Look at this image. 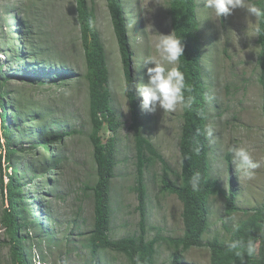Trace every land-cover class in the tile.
I'll return each mask as SVG.
<instances>
[{
  "label": "rangeland",
  "instance_id": "rangeland-1",
  "mask_svg": "<svg viewBox=\"0 0 264 264\" xmlns=\"http://www.w3.org/2000/svg\"><path fill=\"white\" fill-rule=\"evenodd\" d=\"M122 1L129 42L135 53L137 85L147 81L143 62L148 55L157 56L155 45L159 33L173 32L168 0ZM89 3L95 9L98 30L106 48L112 106L123 124L118 132V165L112 185L114 213L110 237L118 240L139 233L138 199L136 192L131 190L137 173L135 140L124 91V70L106 1L89 0ZM196 3L204 82L208 85L212 178L228 189L229 167L225 155L233 144L247 147L261 163L255 179L249 181L238 178L232 162L237 187L236 205L242 212L229 219L225 215L224 197H214L210 204V230L204 236V242H207L215 235L225 234L223 223L234 224L243 219V211L257 208L264 198L263 93L256 70L258 19L245 9H236L219 19L204 8L203 0H196ZM0 44V78L6 81L4 91L8 93L9 108L15 109L8 113L11 122L18 110L26 115L25 120L33 119L30 125H24L33 132L41 129L57 134L78 132L54 146V159L59 157L60 161L50 177L46 173L45 177L29 179L34 173L40 175L48 170L49 164L44 165L39 160H33L24 175V181L28 183L27 196L32 200L28 207L30 219L34 215L41 227L40 230L23 231L27 236L28 256L33 264H124V257L111 250L103 251L93 259L90 248L86 247L93 230L94 199L85 186L93 185L97 176L88 138L91 130L88 83L75 0H0ZM64 76L71 79L61 83L60 77L66 78ZM139 100L144 136L158 148L174 175L180 173L182 109L174 112L160 109L150 113L142 110L140 95ZM17 122L23 125L21 117ZM2 128L0 121V135ZM101 134L104 141L112 136L107 127ZM27 136V133L23 137L13 135L14 139H22L28 144L36 140H28ZM31 138H35L34 135ZM27 159L25 156L21 161L25 163ZM160 176V164L146 172L150 198L148 238L157 235L177 238L184 232L183 205L176 195L160 191ZM38 204L46 209L52 221L45 219ZM5 206L7 201L0 188V218ZM4 240L5 232L0 225V264H10V250ZM170 253L167 244L162 243L158 247L156 264H169ZM210 257L206 247L184 253L185 261L190 264H210Z\"/></svg>",
  "mask_w": 264,
  "mask_h": 264
},
{
  "label": "trees",
  "instance_id": "trees-1",
  "mask_svg": "<svg viewBox=\"0 0 264 264\" xmlns=\"http://www.w3.org/2000/svg\"><path fill=\"white\" fill-rule=\"evenodd\" d=\"M117 40L122 66L125 75V84L128 87L126 96L130 107L131 125L136 151V181L131 188L138 199L139 233L118 240L110 237L112 230L113 208V179L116 175L117 151L120 140L118 132L123 125L112 106L111 73L106 54V48L98 30L97 16L94 7L89 0H75L77 22L80 29V39L84 53L86 67L85 79L88 83L90 133L89 141L92 146V157L96 170V181L93 185L85 186L91 191L94 199V223L93 230L88 238V246L93 259L103 251H114L121 254L124 264H156L158 247L166 243L170 249L169 264H188L183 260L184 253L192 247H208L211 252L210 264H241V258L234 251H230L226 244L234 239H249L257 243L255 257H243V264H264V198L262 203L250 210H244L245 217L236 223H223L224 235H215L204 242V236L210 230V204L216 196L225 199V215L230 217L242 212L236 205L237 187L235 175L232 172V156L227 151L225 159L229 167V186L224 189L220 182L211 175V141L209 128V115L207 108L208 85L204 82L202 68V38L197 15L196 0H168V14L171 20L172 31L183 39L185 44L184 57L181 58L180 69L184 73L189 91L185 94L193 98L191 109H182V126L179 139L181 156V171L174 175L168 161L159 152L158 148L143 133L144 125L140 113V100L136 87L135 68L128 35L126 14L122 0H105ZM258 7L264 8V0H251ZM91 21V26L89 25ZM259 31L257 38L258 55L256 70L258 83L262 88L263 105L262 115L264 121V17L258 19ZM1 46V44H0ZM2 49L0 48V52ZM1 55V54H0ZM61 78V83L71 79L70 76ZM7 80V79H6ZM6 81L0 78V121L2 131L0 135V188L1 194L7 201L0 218V225L5 232L4 243L10 250V264H33L28 256L25 242L27 236L23 231L29 228L40 230L36 218L30 219L28 209L31 199L27 196V182L24 175L31 167V163L37 160L44 165L49 164L46 172L34 173L29 179L45 177L55 171L59 164V157L55 160V148L63 141L77 134L73 130L57 134L52 130H38L33 132L24 125L31 124L33 119H27L26 115L17 109L16 117L9 119L8 113L14 108H9L4 91ZM33 83V82H31ZM59 83V81H58ZM60 84V83H59ZM61 86V85H59ZM21 117L22 123L17 120ZM9 123L8 126L6 125ZM107 127L112 136L103 140L102 131ZM27 133L30 144L22 139H14L17 134L23 137ZM35 138H31L33 136ZM3 141V143L1 142ZM198 149V151H197ZM42 151V154L39 152ZM26 156L25 163L21 160ZM160 164L161 182L160 191L176 195L183 205L182 219L184 225L183 235L177 238L157 235L148 238V183L147 170ZM19 167V169H18ZM10 170V172H9ZM199 172L201 182L199 191L194 192L189 180L191 176ZM47 177V179H49ZM156 175H154L155 179ZM174 177V178H172ZM7 178L8 180L6 181ZM49 184V180H47ZM45 219L51 220L50 215L41 204Z\"/></svg>",
  "mask_w": 264,
  "mask_h": 264
},
{
  "label": "clouds",
  "instance_id": "clouds-1",
  "mask_svg": "<svg viewBox=\"0 0 264 264\" xmlns=\"http://www.w3.org/2000/svg\"><path fill=\"white\" fill-rule=\"evenodd\" d=\"M203 4L205 9L211 10L214 16L219 19L231 15L236 9H245L248 14L255 16L257 19L264 17V8L258 7L251 0H203ZM91 23L89 21L90 26ZM259 30L257 26L256 31ZM155 49L157 56L148 55L143 62L144 68L147 69V81L139 83L135 87L140 97H142V110L155 113L160 109L163 112L191 109L193 98L185 94L189 91V86L184 73L180 69L181 58L184 57L185 52L183 39L176 35L174 31L171 34L159 33ZM127 90L128 87L125 84L124 91ZM228 151L232 156L238 178L249 181L255 179L256 170L261 167V163L253 157L251 151L241 144L231 145ZM201 179L199 172L191 176L189 183L194 192L199 191ZM226 247L241 258V264H243L245 254L252 257L257 253V243L251 239L246 242L242 239H234L228 241ZM193 248L198 247L190 249ZM183 260L185 261L184 257ZM137 264H139V261H137Z\"/></svg>",
  "mask_w": 264,
  "mask_h": 264
}]
</instances>
